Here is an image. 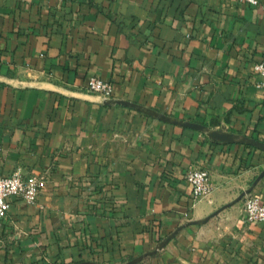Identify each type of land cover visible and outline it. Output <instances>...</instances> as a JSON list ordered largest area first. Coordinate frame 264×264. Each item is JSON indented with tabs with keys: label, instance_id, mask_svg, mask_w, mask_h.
<instances>
[{
	"label": "crops",
	"instance_id": "0c3cea01",
	"mask_svg": "<svg viewBox=\"0 0 264 264\" xmlns=\"http://www.w3.org/2000/svg\"><path fill=\"white\" fill-rule=\"evenodd\" d=\"M261 61L264 0H0V175L47 174L0 264H264L245 197L204 222L264 171Z\"/></svg>",
	"mask_w": 264,
	"mask_h": 264
},
{
	"label": "built area",
	"instance_id": "2783aa9c",
	"mask_svg": "<svg viewBox=\"0 0 264 264\" xmlns=\"http://www.w3.org/2000/svg\"><path fill=\"white\" fill-rule=\"evenodd\" d=\"M232 2L233 0H222ZM257 5L260 0H239ZM255 72L261 78L264 88V61L255 64ZM85 89L94 94L109 98L112 96L113 83L100 76H90ZM186 179L192 186L194 199L199 200L211 194L213 184L211 172L207 167L194 166L186 173ZM47 185V174L26 173L22 168H17L7 175H0V229H3L5 220L9 216L11 199L18 198L28 204H36L41 193ZM244 220L247 223H264V202L259 194L249 193L244 198Z\"/></svg>",
	"mask_w": 264,
	"mask_h": 264
},
{
	"label": "water",
	"instance_id": "95a60500",
	"mask_svg": "<svg viewBox=\"0 0 264 264\" xmlns=\"http://www.w3.org/2000/svg\"><path fill=\"white\" fill-rule=\"evenodd\" d=\"M213 136L216 137V138H220V139H224V138H228L225 134H221L219 132H213ZM264 177V171L258 176L257 180L254 182V185L247 189V190H244L233 202L229 203V204H226L224 205L223 207H221L220 209H218L216 212H214L211 216H209L205 221L209 220L211 217L217 215L219 212H221L222 210H224L225 208L235 204L236 202L242 200L246 195H248L249 193L252 192L254 186Z\"/></svg>",
	"mask_w": 264,
	"mask_h": 264
}]
</instances>
